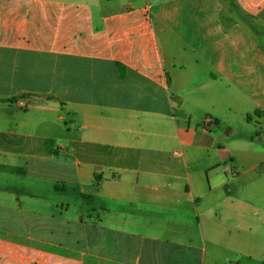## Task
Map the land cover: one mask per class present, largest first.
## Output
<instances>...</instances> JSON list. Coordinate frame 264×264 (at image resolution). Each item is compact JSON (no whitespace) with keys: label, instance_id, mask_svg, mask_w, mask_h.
<instances>
[{"label":"crops","instance_id":"crops-1","mask_svg":"<svg viewBox=\"0 0 264 264\" xmlns=\"http://www.w3.org/2000/svg\"><path fill=\"white\" fill-rule=\"evenodd\" d=\"M233 117L260 138L264 0H0V176L38 184L0 185V264H264Z\"/></svg>","mask_w":264,"mask_h":264},{"label":"rangeland","instance_id":"rangeland-1","mask_svg":"<svg viewBox=\"0 0 264 264\" xmlns=\"http://www.w3.org/2000/svg\"><path fill=\"white\" fill-rule=\"evenodd\" d=\"M235 127L237 129V133L235 134L234 138L239 139V140H250L252 141V146H244V145H235L234 147H231V149L236 150V152H233L235 156H242V155H256L259 157H264V125H262L261 127H256V131L258 130L259 132V136L260 138L258 139L257 136H255L254 133V124L253 123H249L247 127H242L240 126L241 123L238 122V120L235 119V117L232 118ZM261 131V133H260ZM251 151L255 152L254 154L251 153ZM229 165V161H226L225 163L222 162V167L227 168V166ZM261 168H264V164H262L260 166ZM231 176V175H229ZM16 177V178H15ZM0 178H2L0 180V185L1 186H11V187H15L17 189H22V188H36L34 185H38L35 180H31V179H24L21 176L17 177L15 175H2L0 176ZM31 186V187H30ZM51 184L46 183L41 190H36L37 192L41 193L39 196L42 200H45L48 202L49 205L52 206L51 210H47V206L44 202L40 201L38 203H33L31 202L26 196H22V195H18L17 197H19V201L22 203L21 207L25 208V209H30V210H36L41 209V210H45L42 212L45 213H50L52 215H57L59 214L60 211V207L59 209H55L54 205L55 203H58V199L61 198V196L55 194L52 192V189L50 188ZM38 193V194H39ZM0 197H2L3 201L6 200V198H8L5 195H0ZM68 197V196H67ZM37 204V205H36ZM70 206H69V210L68 212H63L62 213V218L60 219H65L67 217H71L72 215H74V203L73 202H69ZM5 214V211L3 212V216ZM1 215V214H0ZM1 217V216H0Z\"/></svg>","mask_w":264,"mask_h":264}]
</instances>
